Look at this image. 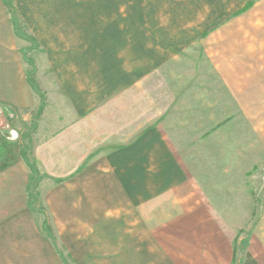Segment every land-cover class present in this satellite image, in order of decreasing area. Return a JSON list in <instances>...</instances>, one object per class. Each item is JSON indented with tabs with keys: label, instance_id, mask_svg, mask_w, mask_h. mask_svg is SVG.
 <instances>
[{
	"label": "rangeland",
	"instance_id": "obj_1",
	"mask_svg": "<svg viewBox=\"0 0 264 264\" xmlns=\"http://www.w3.org/2000/svg\"><path fill=\"white\" fill-rule=\"evenodd\" d=\"M53 53H82L84 83L97 71L108 86L124 81L125 53H132L133 61L151 53L154 65L132 79L141 83L98 92L101 101L125 92L133 101L117 108L116 128L99 121L94 147L85 145L84 164L103 167L107 153L144 137L150 128L173 151L172 135L179 143L176 157L195 156L186 159L190 164L180 162L190 173L178 183L181 192L207 195V203L197 205L198 215L205 213L207 226L223 227L234 249L232 264L264 257V0H0V68L5 72L0 78L24 84L14 91L20 102L16 111L0 96V170L25 159L27 205L45 236L63 264H90L87 259L115 255H109L105 240L93 242L92 234L83 233L77 243L75 235L60 234L49 223L39 191L48 177L38 170L27 137L33 129L29 114L67 107L48 69ZM112 109L104 104L100 113ZM17 116L25 133L11 140L10 120ZM164 212L168 217L170 210Z\"/></svg>",
	"mask_w": 264,
	"mask_h": 264
},
{
	"label": "crops",
	"instance_id": "obj_2",
	"mask_svg": "<svg viewBox=\"0 0 264 264\" xmlns=\"http://www.w3.org/2000/svg\"><path fill=\"white\" fill-rule=\"evenodd\" d=\"M130 54L125 53L124 81L109 86L97 71L91 82L84 83L79 65L82 53L49 54L51 78L59 83L58 89L64 93L60 102L67 107L54 114L27 116L33 127L27 136L31 156L41 174L48 177L39 191L49 223L57 225L60 234L75 235L77 243L83 242V233L92 234L93 242L105 240L109 255L115 256L87 259L90 264H232L234 249L223 227L207 226L205 213L198 215L197 205L207 203V195L181 192L178 183L190 173L184 172L180 162L190 164L192 160L186 159L195 156L187 152L184 160L176 157L179 143L172 135L173 151L163 142L162 134L150 128L144 137L107 153L103 167L98 162L84 164L85 145L94 147L99 121L111 123L109 130L116 128L117 108L130 107L133 101L126 92L122 98L101 101L98 92L105 88L115 92L120 86L129 89L141 83H132L135 74L154 65L149 63L151 53H140V59L134 61ZM0 72L5 73L2 68ZM9 79L13 80L1 79L0 96L16 111L20 102L14 91L24 84ZM4 90L9 92L1 93ZM104 104L113 106L107 115L100 113ZM17 119L10 120L15 130L14 137L8 136L11 140L21 139L25 133ZM51 178L60 181L52 185ZM200 178L194 174V179ZM28 181L25 159H15L0 170V264H63L38 215L27 205ZM205 182L204 188L207 178ZM164 210H170L168 217ZM117 221L121 224H115ZM121 250L123 254L117 257ZM246 261L264 264V257Z\"/></svg>",
	"mask_w": 264,
	"mask_h": 264
},
{
	"label": "built area",
	"instance_id": "obj_3",
	"mask_svg": "<svg viewBox=\"0 0 264 264\" xmlns=\"http://www.w3.org/2000/svg\"><path fill=\"white\" fill-rule=\"evenodd\" d=\"M0 110H1V108H0Z\"/></svg>",
	"mask_w": 264,
	"mask_h": 264
},
{
	"label": "trees",
	"instance_id": "obj_4",
	"mask_svg": "<svg viewBox=\"0 0 264 264\" xmlns=\"http://www.w3.org/2000/svg\"><path fill=\"white\" fill-rule=\"evenodd\" d=\"M247 6H249V5H247Z\"/></svg>",
	"mask_w": 264,
	"mask_h": 264
}]
</instances>
